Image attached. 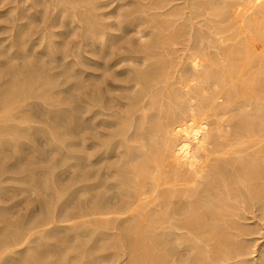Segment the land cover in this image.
<instances>
[{
	"label": "bare ground",
	"instance_id": "1",
	"mask_svg": "<svg viewBox=\"0 0 264 264\" xmlns=\"http://www.w3.org/2000/svg\"><path fill=\"white\" fill-rule=\"evenodd\" d=\"M11 1L13 2V0ZM82 1L37 0L35 5L38 3L45 4L47 11L45 9L43 11L49 13V16L46 14L49 17L46 21V27L43 31L39 30L40 32L32 31V34L29 33L30 35L27 33V36L19 35L20 40L15 36L18 40L17 47L16 49L14 47L10 49L9 46L13 43L11 42L8 45L9 49L11 51L14 49V52L16 50L18 53L22 51L20 53L26 55L27 53L25 54L23 51L33 49L36 45L28 42L31 35L34 36V33H38V37H41L42 40L45 33H50L49 28H56L58 24L72 26L73 18L76 19V17L82 16L84 12L88 13L83 11V8L81 10L80 6L82 7L81 4H84ZM143 1L147 3L146 0ZM88 2L90 3V0ZM129 3L131 4V2ZM135 3L131 6H134ZM18 4L20 5V3ZM139 4L138 9L135 8L134 12L128 13L129 17L135 13L139 14V12L145 14V11L149 12V9L152 8L149 1L150 8L148 10L146 9L147 5L141 7L145 5L144 2L142 3L144 5H141L140 2ZM23 5L26 4L23 3ZM103 5L99 4L101 8L105 9L107 6ZM156 6L153 4V9L155 7L156 10ZM14 7L16 6L14 5ZM158 9H161V12L157 14ZM158 9L156 10L157 15L154 12L152 13L161 17L160 19L157 17L159 19L157 22L151 19L150 15V18L146 16L147 14L143 18L141 14L140 16L135 15L136 18L133 17V19L130 17V21L127 20L126 27L122 23L124 22L123 19L119 20V25L124 27L122 29L124 33L133 25L139 27L141 23L142 26L146 23V26L152 22L156 29V25L159 26L160 24L159 29H157L159 32L157 36L154 35L153 40L146 43H144V39L146 40L148 36V30L145 31V29L148 27L138 30L141 34L139 39H143L142 47H138V49L141 48L139 51L141 55L138 57L136 56L138 52H134V56L123 55L114 60V55L113 60L109 59L110 55L115 54V52L106 50L105 45L107 41L113 39L115 34H105V30H108L107 27L106 29L100 27L101 30L94 32L89 25L90 28L86 35L87 30H84L83 41L76 42L74 46L71 44L69 48L63 43L66 48L62 47L65 51L61 56V61L64 62L63 65L66 66V69L68 68L72 72V76H68L73 77V72L81 76L80 82H78V84L80 83V96L77 97L80 101V103L78 102L80 105L77 112L80 116L81 127L78 124L79 119L77 125L81 130V136H79L81 137L79 140L81 153L78 152L80 155L75 157L76 162L72 164L79 165L80 169L72 188H70L71 186L56 188L55 184L53 185L55 191H53V187L51 189L49 185L53 181L52 178L55 181L57 179L53 174L55 169L50 173L47 168L42 173L40 172L42 170L39 169V171L36 168L39 174L42 173V177L38 176L37 187H44L48 190L50 187V192L46 190V192L48 191V197L45 196V198L47 197V200L48 198L52 199L53 193H55L56 205L54 204L55 206L51 208L50 202L52 201L49 200L48 202L46 200L49 207L44 203L41 204L47 207L45 211H42L44 217L39 215V218L35 219V216L38 217L35 212L34 216L25 214L26 217L22 214L26 218L18 221L17 217V228L9 232L10 226L7 228L8 225L3 220L4 226L6 225V232L4 229V231L1 230L6 235L4 233V236L2 235L0 238V264H113L123 258L124 264H264V256L258 258L256 256L257 251H254L255 248L247 246L250 249V251H247V247L245 248L243 244L246 242L243 237L252 231L249 230L250 224H244L246 218L250 221L258 218L260 215H256L258 211L264 215V0H161ZM13 10L15 8L9 11L12 12ZM65 14L69 18L67 21L62 20ZM110 15L106 14V16ZM99 16L104 17L103 14ZM14 18L16 19L15 16ZM90 18L93 17L90 15ZM105 19L107 18L105 17ZM95 23L92 22V24ZM110 24L112 25V22ZM23 26L22 23L17 24L15 29L19 30ZM80 27L82 26H79V29ZM95 28L97 29V27ZM12 30L14 29L12 28ZM153 30L148 32L153 33ZM44 31L46 32L44 33ZM61 32L63 33V31ZM14 33L19 34L16 31ZM58 33L54 31L53 37H55L54 35L59 36L60 33ZM152 33L151 35H153ZM4 38L6 37L4 36ZM8 38L7 36L6 39ZM50 38L49 40L43 39L41 45L46 47L48 45L52 48L53 44L62 43L61 41H53L54 39ZM116 39L114 41H117ZM141 40H137L136 44L137 42L140 43ZM13 44L15 45V43ZM111 44H113V41ZM83 45L84 49L86 46L91 47L93 52L98 50L106 58L104 61V57L100 59L101 61L94 60L93 67L99 71L85 69L81 66V62L92 60V58L84 56L86 49L84 53L79 51ZM120 46H122V43ZM160 47L167 50L171 48V53L165 54L163 52L161 56H174L173 60L175 59L178 65H172L171 68L168 65L167 69L166 67L163 68V63L160 62L161 65L155 62L160 60V52L158 51L159 60L156 59L154 62L161 65V67L144 71L151 64H147L148 66H145L144 69L141 68L142 65H145L143 63H148V57L152 56ZM115 48H118V45ZM49 50L51 51V49ZM111 50L113 49L111 48ZM11 51L8 50V55L12 53V59H15V56L20 57L16 55V52L14 55ZM130 51L132 52V50ZM130 51L128 52L130 53ZM32 52H30L32 56L35 53V55H38V51ZM51 53L55 58L57 57L54 51ZM51 53L47 55L50 56ZM95 53L93 54L95 55ZM3 55L8 57L6 54ZM43 55L45 56L44 53ZM71 56L73 61H69ZM77 57L82 60L78 58L81 61H78L79 64L76 61ZM30 58L27 59L30 60ZM155 58L152 56V60ZM97 59L99 60V57ZM127 59H138L143 63H140L142 64L140 67L135 66L139 62L135 63L134 67L131 64V67H128L127 64V66L125 64L120 65V62H126ZM3 61L5 60L3 59ZM32 61L34 63V58ZM148 61L150 60L148 59ZM171 62L172 60L169 64ZM155 63L152 65L156 66ZM76 64L79 66L76 67ZM119 66H122V68L125 66L128 69L121 68L120 71L118 70ZM33 67L31 66L30 73ZM15 69H18V67ZM60 69L58 70L59 73ZM66 69L61 70L65 72ZM50 70L52 69L50 68ZM17 71L19 72V69ZM101 71L103 72L100 73ZM13 72L16 73V70ZM53 73L55 74V72H52V75ZM29 75L31 76L32 73ZM49 75L51 74L49 73ZM34 78L35 76L32 79L28 78L27 81L30 79L36 81L37 78ZM57 78H55V81ZM128 78L130 81L127 80ZM125 79L127 83L129 82L128 84L123 83ZM74 83L76 84V82ZM73 84L72 88L76 86ZM28 85L25 86L26 90L24 89L23 93L21 92L22 94H19V87L22 85H18L17 89L19 90L14 87L9 90L10 86V88L7 87L8 90H5L0 86L3 90L0 91V113H4V115L2 114L4 122L16 121L19 117H16L14 113V106L21 104L27 98L29 94V92H26L29 88ZM62 99L63 97L60 98V100ZM123 100H126V102ZM67 101L66 104H68ZM74 102L76 103L75 100ZM74 114L72 115L76 118V113ZM32 116L33 113L31 116H22L21 123L16 124L17 126L8 125L7 123L4 125V122H2L0 127L2 126L6 133L15 128L22 132L25 131L23 129H28L31 132L32 127L28 128L29 126L24 125V123ZM58 116L60 115L57 114ZM34 118L32 117V119ZM68 118L69 116H66L65 119L68 120ZM54 119H56L55 115ZM58 119H56V122ZM43 120H46V118ZM62 120L60 119V122ZM62 123H57L58 125H54L53 128L56 130L63 127L62 125L65 124ZM72 124H75V122H71V126ZM71 126L69 125V127ZM72 127L76 129V125ZM33 129L39 130V128ZM60 129L58 133L63 132L59 135H67L71 131L69 128L70 131L67 128ZM103 129H106V131ZM30 132L28 131L25 134L32 135ZM71 133L73 132L71 131ZM42 134L45 135L43 132ZM54 135L56 136V134L52 136ZM54 137L52 138L54 139ZM62 138L64 139V137ZM3 139L0 142H4ZM55 140L57 141L56 138ZM8 141L6 142L8 143ZM16 148L18 149V145ZM57 148L60 149V146H57ZM60 150L62 153L64 149L61 148ZM67 158V156H62L59 160L67 162ZM24 160H22V165L27 163ZM8 165L7 168L5 165L3 166L5 169L0 166L3 168L0 171L2 185L4 181H14L17 184L26 182L30 185L36 181L37 175H39L36 170L32 171V168L28 170L31 163L27 165L28 167H21L23 169L19 171H16L19 168L14 167L15 165ZM41 169L44 170V168ZM60 180L58 179V183ZM11 184L17 185L15 183ZM7 186L9 187V185ZM33 186L35 185L28 186V188L32 189ZM6 188H0V194ZM25 190L20 191L25 192ZM66 192L69 196L75 194L79 196L77 204L73 205L74 207L70 203V199L63 200V195H66ZM32 193H30L31 196ZM26 198H29L27 194ZM13 201L15 199L10 202ZM10 205H12L13 210L18 202ZM72 207L76 209L75 212H72V209L70 210ZM3 210L5 208H2L1 211ZM15 213L13 214L15 215ZM248 213L252 216H247ZM14 215L13 217H15ZM243 215H246L243 225L238 224L241 223L240 217ZM263 215L261 216L264 219ZM9 218L6 219L9 220ZM72 219H79V221L70 223ZM237 219H240V222H236ZM10 222L13 221L10 220ZM60 229L64 230L60 232ZM253 231L256 232L255 229ZM253 231L252 233H254ZM53 233H56V235ZM67 240H72L74 243L70 247L74 245L71 249L74 253L77 251L75 254L70 255V252L67 253L68 250L64 247L65 244L61 245L62 248L59 245ZM262 252H264V248Z\"/></svg>",
	"mask_w": 264,
	"mask_h": 264
},
{
	"label": "rangeland",
	"instance_id": "2",
	"mask_svg": "<svg viewBox=\"0 0 264 264\" xmlns=\"http://www.w3.org/2000/svg\"><path fill=\"white\" fill-rule=\"evenodd\" d=\"M11 0H0V45H1V47H0V51L2 52V51H7V52H0V86L2 87V89H5V90H8L7 89V87H9L10 89L9 90H11V89H13L12 87H14V85H16V82H17V85H16V87H14L16 90H19V89H17L18 88V85L19 86H21V87H19L20 88V90L21 89H23V90H19V94L22 92V91H24V89L26 90V87L25 86H27L28 84V89H27V91L26 92H29V94H28V96H27V98L26 99H24V101L21 103V104H16L14 107H15V110H14V113H15V115H16V117L17 116H19V117H17V120L15 121H9L8 123L7 122H4L3 120V118H4V113L2 112V113H0V125H1V123L2 122H4L3 124L5 125V123H7L8 125H12V126H17L19 123H21L20 122V120L23 118L22 116H27V115H29V116H31L32 115V113H33V118H34V116H35V118L34 119H32V117L30 118V119H28V121L26 122V123H24V125H26V126H29L28 128H31L32 127V131L30 132V130H26V129H23V130H25L26 132H30V134H32L33 135V137H32V135H29V134H25L26 132L24 131V132H22V131H19L17 128H15V129H13V130H11V132H5L3 129H2V126L0 127V141L3 139V138H6V139H3L4 140V142L2 143V142H0V166L1 167H3L4 165H5V167L7 168V167H9V165L8 164H12V165H15L14 167H18L19 169L18 170H16V171H19V170H21V169H23V168H25V166H27V165H29V163H31V165H29V167H28V170L29 169H31L32 168V171H35L36 170V168L39 170H42V171H40V172H44L47 168V171L48 172H53V170H54V172H53V174L55 175V177L57 178H55L56 179V181L52 178V180L55 182L54 184H53V181H52V185L50 184L49 186H51V189H52V187H53V191H55V186H53V185H55L56 184V188L57 187H68V186H71L70 188H72V184L76 181V176H77V174H78V172H79V169H80V167H79V165H72L74 162H76L74 159H75V157H77V156H79L80 154L78 153V152H80L81 153V150H79L80 149V142H79V140H80V138L81 137H79V136H81V130H80V128L79 127H81L80 126V116H79V114H78V112H77V108H78V106L80 105L79 103H80V101H79V98L77 99V97H79L80 96V93H79V88H80V83L78 84V82H80V78H81V76L79 75V74H77V73H74L73 72V77H69L68 75H71L72 74V72L68 69V72H67V69H66V66L65 65H63V63L64 62H62L61 61V56L63 55V53H64V47H65V45H66V47H68L69 48V46L72 44V46H74V44H76V42L78 43V42H81V41H83V39L82 38H84V36H83V34H84V30L86 31L85 32V35H86V33L88 32V29L90 28V26H91V30H94V32H96V31H98L99 29L101 30V28L100 27H103L104 29H106V27L108 28V30H105L106 32H104L105 34H115L114 35V37H113V39H111V40H109V41H113V44H111V42H109V41H107V43H106V45H105V49L106 50H108V51H110V52H115V54H111L110 55V57H109V59H112L113 60V58H114V55H115V59L114 60H116V59H118V57H120V56H123V55H125V56H129V55H131V56H134L135 55V53L136 52H138V53H136V56L138 57L139 55H141V53L139 52L140 50H141V48L140 49H138V47L140 46V47H142L141 46V44H142V40L141 39H139V37L141 38V34L138 32V30L139 29H141V28H143V27H148L147 29H145V28H143V29H145V31H152L153 29H155V25H153L152 24V22L148 25H146L145 26V24L146 23H144V26H142L143 24L141 23V25L138 27V25H133V26H130L129 28H128V30H126L125 31V33L123 32V28L124 27H126L127 26V20H129L130 21V17H131V19H133V17L134 18H136V16L135 15H139L140 16V14L142 15L141 17L143 18L144 17V15H146V16H148L149 18H150V16H151V19H153L154 21H156L157 22V20L159 21V19L161 18L160 16H156L158 13H160L161 12V9H158V4L159 3H161V0H159V1H156V0H146V2L147 3H145V1H143V0H134L133 2L131 1V0H129V2H131V4H133V3H135L134 4V6L132 5L131 6V4H130V6H129V4L127 3V1L126 0H93V1H91L90 0V3L88 2L89 0H81L82 1V3H84V4H81L82 5V7L80 6V8H81V10H82V8H83V11H86V12H88L87 14L84 12V14L82 15V16H79V17H76V19L75 18H73V22H72V26L71 25H61V24H58L57 26H56V28L55 27H52V29L51 28H49V30H50V33L48 34H46L45 32L46 31H44V33H45V37L43 38L44 40H46V39H48L49 40V38L51 37H53V32L55 31L56 33H58V31H60L58 34H59V36L57 35H54L55 37H53L52 38V40L53 41H61L62 43H56V45H52L51 47L52 48H50L48 45H47V47L45 46V45H41V43H42V40H41V37H38V33H34V36L33 35H31V37L29 36L30 34H32V31L33 32H37V31H39V30H41V31H43L44 30V28L46 27V21L48 20V18L49 17H47V15L49 16V13L47 14V8L45 7V4H43V5H41L42 3H38V4H36L35 5V2L37 3V0H13V2L11 1ZM14 1H19L18 3H20V5L17 3V2H14ZM25 1V2H24ZM31 3H30V2ZM106 3H105V2ZM144 2V4H142L143 2ZM148 1H149V4L152 6V8H150V5L148 4ZM151 1V2H150ZM94 2H95V4H94ZM98 2V3H97ZM101 2V3H100ZM139 2L141 3V5H144V6H141V7H145L146 5V9L148 10V8H150L149 9V12H147V11H145L146 13L144 14L143 12H139V14L138 13H135V14H133V16H131L130 15V17H129V12H134L135 11V8H139L140 6V4H139ZM155 2H157L156 3V5H155ZM181 2V1H180ZM26 4V5H23L22 6V4ZM29 3V4H28ZM87 3V4H86ZM89 3V4H88ZM92 3V4H91ZM105 3V4H104ZM138 3V4H137ZM154 4V6H156V10L158 9L159 10V12H158V10H157V14H156V10H155V7H154V9H153V4ZM86 4V5H85ZM98 4V5H97ZM99 4L100 5H105V6H107L105 9L102 7H100L99 6ZM127 4V5H126ZM137 4V5H136ZM14 5L16 6V7H14ZM32 5V6H31ZM34 5H35V7H34ZM85 5V6H84ZM90 7H89V6ZM103 5V6H104ZM121 5V6H120ZM124 5V6H123ZM149 5V6H148ZM9 6H11V7H9ZM21 6V7H20ZM33 7V8H31L30 9V7ZM42 6V7H41ZM43 6H44V8H43ZM47 6V5H46ZM12 7H14L15 8V10H13L12 12H10L12 9H14V8H12ZM26 7V8H25ZM28 7V8H27ZM38 7V8H37ZM11 8V9H10ZM17 8V9H16ZM25 8V9H24ZM41 8H43V9H41ZM46 8V9H45ZM89 9V10H87V9ZM91 8V9H90ZM101 8V9H100ZM129 8V9H128ZM134 8V9H133ZM137 8V9H138ZM30 11H29V10ZM34 9V10H33ZM46 10V11H43V10ZM98 9V10H97ZM154 11H153V10ZM10 10V11H9ZM18 10V11H17ZM22 10H24V11H22ZM103 10H104V12H103ZM145 10V9H144ZM89 11H91V12H89ZM96 11V12H95ZM121 11V12H120ZM10 12V14H8ZM14 12V13H13ZM25 12V13H24ZM31 12V13H30ZM36 12H38V14H36ZM44 12H46V13H44ZM93 12V13H92ZM155 13L154 15L152 14V13ZM26 13H27V15H26ZM90 13V14H89ZM98 13V14H97ZM103 14L104 15V17L102 16V17H98V15H101V14ZM108 14V15H112V13H113V17L111 16V18H110V16H106V14ZM110 13V14H109ZM125 13V14H124ZM18 14H20V15H18ZM45 14V15H44ZM47 14V15H46ZM66 14H68V13H66ZM64 15L63 16V18H62V20H64V21H67L69 18H68V16L67 15ZM13 15V16H12ZM21 15H24L23 17L21 16ZM31 15V16H30ZM33 15H34V17H33ZM43 15V16H42ZM86 15H87V17H86ZM90 15H91V17H93V18H90ZM150 15V16H149ZM160 15V14H159ZM9 16V17H8ZM14 16L16 17V19L19 21H17L15 18H14ZM19 16V17H18ZM50 16H51V14H50ZM89 16V17H88ZM125 16H127V17H125ZM12 17V18H11ZM98 17V18H97ZM105 17L107 18V19H105ZM122 17H124V18H122ZM153 17V18H152ZM159 19H158V18ZM20 18H21V21H20ZM31 18H33V19H31ZM47 18V19H46ZM65 18V19H64ZM67 18V19H66ZM14 19H15V23H14ZM24 19V20H23ZM80 19H82V20H80ZM86 19V20H85ZM88 19H89V21H88ZM106 21H104V20ZM120 19H123V21L124 22H122L123 24H124V27H123V25H119V20ZM22 20H23V22H22ZM76 20V21H75ZM92 20V21H91ZM99 20V21H98ZM104 21V22H101V21ZM18 23H17V22ZM84 21V22H83ZM97 21L99 22V25H98V23H97ZM112 22V25L110 24L111 22ZM13 22V23H12ZM43 22V23H42ZM82 22V23H81ZM92 22H96L95 24H92ZM20 23H22V24H24V26L22 27V28H20L19 30H17V29H15V26L17 25V24H20ZM45 23V24H44ZM84 23V24H83ZM86 23H87V26H86ZM105 23H107V24H105ZM114 23V24H113ZM8 24V25H7ZM13 24H15V25H13ZM31 24V25H30ZM74 24V25H73ZM79 24V26H82V27H84V28H82V27H80V29H79V26H77ZM101 24V25H100ZM102 24H105V25H102ZM118 24V25H117ZM157 24V23H156ZM77 27H76V26ZM90 25V26H89ZM109 25H111L110 27H109ZM115 25V27H113L112 28V26H114ZM3 26V27H2ZM12 26H14V27H12ZM35 26V27H34ZM74 26V27H73ZM121 26H122V28H121ZM150 26H152V27H154V28H151ZM157 26V28L155 29V30H153L154 32L152 33V32H148L147 31V37H146V40L144 39V43H146V42H149V41H151V40H153V36L155 35V36H157V33H159L158 32V30L157 29H159L158 27H160V24H159V26H158V24L156 25ZM7 27V28H6ZM38 27V28H37ZM65 29H63V28ZM72 27V28H71ZM95 27H97V29L95 28ZM135 27V28H134ZM12 28L14 29V30H12ZM29 28H30V30H29ZM37 30H36V29ZM55 28V29H54ZM68 28V29H67ZM77 30H75V29ZM131 28V29H130ZM149 28H150V30H149ZM7 29H8V31H7ZM54 29V30H53ZM71 29V30H70ZM114 29V30H113ZM135 29V30H134ZM6 30V31H5ZM12 30V31H11ZM28 30H29V32H28ZM83 30V31H82ZM90 30V31H91ZM134 30V31H133ZM137 30V31H136ZM18 32L19 34H15L14 32ZM61 31H63V33L61 32ZM102 31H104L103 29H102ZM107 31H108V33H107ZM110 31H112V32H110ZM116 31V32H115ZM120 31H121V33H122V35H121V33H120ZM131 31V32H130ZM22 32H23V34H22ZM40 32V31H39ZM72 32H74V33H72ZM110 32V33H109ZM113 32H115V33H113ZM156 32V33H155ZM8 33V34H7ZM11 33H13V34H11ZM27 33L29 34L28 35V37H30L31 39L28 41L29 42V44H31V43H33L34 45H35V47L32 49V48H30V50L29 49H27L26 51L24 50L23 52L26 54V55H24L23 53H20V52H22V51H19V53L21 54H19L18 53V51L16 52V50H15V52L17 53L16 55H19L20 57H17V56H15L14 57V55H15V52H14V49L11 51L10 49H11V47L13 48H15L16 49V44H17V42H18V40H20V38L18 37L19 35L20 36H24V35H26L27 36ZM43 33V34H44ZM68 35H67V34ZM90 33V32H89ZM120 33V34H119ZM140 34V35H138V34ZM150 33V34H149ZM151 33L153 34V35H151ZM3 34V35H2ZM22 34V35H21ZM38 34V35H37ZM43 34H41V35H43ZM62 34V35H61ZM69 34H70V36H69ZM73 34V35H72ZM76 34V35H75ZM121 36H119V35ZM125 34H126V36H125ZM51 35V36H50ZM65 35V36H64ZM81 37H80V36ZM125 36V38H124V36ZM128 35V36H127ZM3 36V37H2ZM4 36L7 38V36L9 37L8 39H6V38H4ZM18 37V40H17V38L16 37ZM49 36V37H48ZM69 36V37H68ZM150 36V37H149ZM37 37V38H36ZM75 37V38H74ZM118 37H120L119 39H118ZM2 38V39H1ZM16 38V39H15ZM50 38V39H51ZM117 40V41H114L115 39ZM149 38H150V40H149ZM6 39V40H5ZM11 39V40H10ZM29 39V38H28ZM35 41H34V40ZM58 39V40H57ZM156 39V38H155ZM13 40V41H12ZM47 40V41H48ZM119 40V41H118ZM130 40H132L131 42H128V41H130ZM137 40H141V42L140 43H138L137 42V44H136V41ZM3 41V42H2ZM5 41V42H4ZM34 41V42H33ZM39 41H41V42H39ZM70 41V42H69ZM74 41V42H73ZM135 41V42H134ZM11 42H13V43H15V45L13 44V43H11ZM109 42V43H108ZM126 42V43H125ZM133 42H134V44H133ZM5 43V44H4ZM12 44V45H10L9 47H10V49H9V47H8V45L9 44ZM65 45H64V44ZM114 43H115V45H114ZM121 43H122V46H120L121 45ZM132 45H131V44ZM7 44V45H6ZM28 44V43H27ZM108 44H109V46H108ZM40 45V46H39ZM61 47H59V46ZM112 45V46H111ZM116 45H118V48H115L116 47ZM160 45V44H159ZM45 46V47H44ZM55 46V47H54ZM57 46H58V48H57ZM110 46H111V48L113 49V50H111V48H110ZM120 46V47H119ZM123 46H125V48H127V49H125V48H123ZM128 46H130L131 47V49H130V47L128 48ZM135 46V47H134ZM137 46V47H136ZM39 47V48H38ZM43 47V48H42ZM49 47V48H48ZM63 47V48H62ZM65 47V48H66ZM71 47V46H70ZM108 47H109V49H108ZM8 48V49H7ZM46 48H48V49H46ZM83 48V49H82ZM82 48H80L79 49V51L80 52H83L84 53V51H85V49H86V51H85V53H84V56H86V57H88V58H92V60H90V61H86V62H84V64H82L83 62H81L82 60H81V58L80 57H77L76 58V61L78 62L79 61V59L78 58H80V60L81 61H79V62H81V66H83L85 69H89V70H95L96 68H94L93 67V64H94V60L96 59V61H101L100 59H102L103 57H104V55H102L101 53H99L98 52V50H96L95 52H93L92 51V48L91 47H86L85 46V49H84V45H83V47ZM115 48V49H114ZM123 48V49H122ZM178 48H181V47H178ZM4 49V50H3ZM49 49H51V51L49 50ZM53 49V50H52ZM55 49V50H54ZM60 49V50H59ZM132 50V52L130 51V50ZM134 49V50H133ZM136 49V50H135ZM160 49V50H159ZM159 49H157L156 50V52L152 55L153 56V58H155V59H153L152 60V56H150V57H148V59L150 60V61H148V59H147V62L148 63H143V61H141V60H138V59H134V60H131V59H127L128 61H126V62H120V65H128V67L130 66L131 67V65L134 67V65H135V63H137V62H139V63H137L135 66H137V67H140L142 64H140L141 62L143 63V64H145V65H142V67L141 68H144L145 69V66L147 67L149 64H151V66L149 65V68L147 67V69L146 70H144V71H149L150 69H155V68H158L159 66L161 67V63H163V68H165L166 67V69L170 66V68L172 67V65H174L175 66V64H176V66L178 65V63H176L175 62V59L173 60V57L172 56H169V57H167L168 55H163V56H161L162 54H163V52L166 54V53H171L172 51H171V48H170V50L168 49H163V48H159ZM163 49V51H161ZM8 50H9V52L11 51V52H13V57L15 58V59H12V53H10L9 55H8ZM28 50H29V52H28ZM33 52H32V51ZM56 50H58V51H56ZM81 50H83V51H81ZM119 50V51H118ZM165 50V51H164ZM35 51H38V55H33L32 56V54H30V52H32V53H34ZM55 52V54H56V58H55V56L51 53V52ZM90 51H92L91 53H90ZM128 51H130V53L128 52ZM160 52V56H159V52ZM45 54V56L43 55V53ZM88 52V53H87ZM126 52V53H125ZM135 52V53H134ZM162 52V53H161ZM48 53H51L50 54V56H48L49 54ZM93 53H95V55H96V57H95V55L93 54ZM97 53H98V57H99V60L97 59L98 57H97ZM119 53V54H118ZM125 53V54H124ZM128 53V54H127ZM3 54H6L8 57H5ZM28 54H29V56H28ZM48 54V55H47ZM133 54V55H132ZM1 55H3V56H1ZM11 55V56H10ZM40 55V56H39ZM102 55V56H101ZM154 55H155V57H154ZM22 56V57H21ZM31 57L30 58V60L29 59H27L28 57ZM158 56H159V59H158ZM1 57H3L2 58V60H1ZM6 59H5V58ZM11 57V58H10ZM23 57H24V59H23ZM74 57V56H73ZM101 57V58H100ZM164 59H163V58ZM172 57V62L169 64V62L171 61V60H169L170 58ZM17 58V59H16ZM27 59V61H26V59ZM33 58H34V63H33ZM36 58H38L37 59V61L39 62H37L36 61ZM44 58V59H43ZM59 58V59H58ZM3 59L5 60V61H3ZM32 59V60H31ZM53 59V60H52ZM56 59V60H55ZM104 59H106L105 57L103 58V61H104ZM156 59H158L159 60V62L158 61H155ZM16 61V63H15V61ZM59 60V61H58ZM73 61V58H72V56L69 58V61ZM163 60V61H162ZM53 61H55L54 63H53ZM102 61V62H103ZM131 61V62H130ZM134 61V62H133ZM157 62V63H160L161 65H157V63H155V62ZM26 64H25V63ZM43 62V63H42ZM79 62H78V64H79ZM92 62V63H91ZM134 64H133V63ZM150 62V63H149ZM13 63V64H12ZM32 63H33V65H32ZM40 63H42V64H40ZM62 65H61V64ZM90 63V64H89ZM153 63H155V65L156 66H154V65H152ZM174 63V64H173ZM36 64H38V65H36ZM46 64V65H45ZM53 64V65H52ZM56 64H58V65H56ZM60 64V65H59ZM78 64H76V67L77 66H79ZM85 64H87V65H85ZM131 64V65H130ZM148 64V65H147ZM89 65V67H87ZM126 65V66H127ZM139 65V66H138ZM169 65V66H168ZM11 66V67H10ZM14 66H15V68H17L18 67V69H19V72L17 71L18 69H15L14 68ZM31 66L33 67V66H35V67H33V70H32V75L31 76H35V78L34 79H36V81L34 82L33 80L31 81V79L34 77H31L29 74H31L30 72H29V70H31L32 68H31ZM58 66V67H57ZM62 66V67H61ZM122 66H119V68H118V70H122V69H128L127 67H125L124 66V68H122ZM173 66V67H174ZM38 67V68H37ZM55 67V68H54ZM66 69L65 70V72L64 71H62L64 68ZM136 67V68H137ZM31 68V69H30ZM36 68V69H35ZM50 68L53 70H50ZM58 68V69H57ZM59 68H61L60 69V73H59ZM122 68V69H121ZM36 70V72H35V70ZM38 69V70H37ZM140 69V68H139ZM7 70V71H6ZM14 70H16V73H14L13 71ZM21 70V71H20ZM24 70V71H23ZM58 72V74H57V72ZM97 70V69H96ZM95 70V71H96ZM117 69H116V71H118ZM35 73H34V72ZM39 71V72H38ZM41 71H43V72H41ZM71 73H70V72ZM97 71H99V70H97ZM151 71V70H150ZM27 72V73H26ZM52 72H55V74L53 73V75H52ZM62 72V73H61ZM103 71H101L100 73H102ZM19 73H20V75H19ZM24 73V74H23ZM42 73V74H41ZM45 73V74H44ZM49 73L52 75H49ZM63 73H64V75H63ZM67 74V77H66V74ZM124 73H126V72H124ZM2 74V75H1ZM29 75L27 78H26V76L27 75ZM46 74H48V75H46ZM57 74V75H56ZM74 74H76V75H74ZM5 76V77H4ZM20 76V77H19ZM23 77V79H22V77ZM37 76V77H36ZM55 76V77H54ZM72 76V75H71ZM7 77V78H6ZM16 77V78H15ZM40 77V78H39ZM52 77H53V79H52ZM58 77V78H57ZM124 77V76H123ZM122 77V78H123ZM127 77V76H126ZM28 78H31L30 80H28L27 81V79ZM55 78H57L56 79V81H55ZM67 78V79H66ZM78 78V79H77ZM25 79H26V81H25ZM59 79V80H58ZM124 79V78H123ZM19 80V81H18ZM128 81H130V79L128 78L127 79ZM25 81V82H24ZM30 81V82H29ZM3 82V83H2ZM8 83L7 84V86H6V83ZM15 82V84H13ZM24 82V83H23ZM27 82V83H26ZM29 82V83H28ZM55 82V83H54ZM74 82H76V84L74 83ZM124 82H126L127 83V81H126V79H125V81H123V83ZM23 83V84H22ZM25 83H26V85H25ZM74 83V84H73ZM129 83V82H128ZM127 83V84H128ZM72 84L73 85H76L75 87L73 86V88H72ZM3 85H4V87H3ZM77 88H78V90H77ZM4 90V91H5ZM0 91H3V90H1V88H0ZM81 92V91H80ZM23 93V92H22ZM21 93V94H22ZM63 97V101L65 102H63L62 100H60V98H62ZM70 97V98H69ZM66 100H68L67 101V103L69 104H66ZM70 100V101H69ZM74 100L76 101V103L74 102ZM78 100V101H77ZM62 101V102H61ZM123 101H125L126 102V100H123ZM128 101V100H127ZM61 102V103H60ZM79 102V103H78ZM75 106V108H73ZM77 106V107H76ZM66 108V109H65ZM63 109V110H62ZM75 110V112H74V110ZM68 110H69V112H68ZM61 111V112H60ZM62 111H64V112H62ZM35 112V113H34ZM71 112H72V114H74V113H76V118H75V114L74 115H72L71 114ZM37 113V114H36ZM61 113V114H60ZM68 113H70V115H68ZM3 114V115H2ZM46 114V115H45ZM48 114V115H47ZM57 114L58 115H60V116H58L57 117ZM78 114V115H77ZM2 115V116H1ZM43 115V116H42ZM54 115L56 116V119H58L57 120V122H56V119H54ZM72 115V116H71ZM37 116H38V118H37ZM47 116V117H46ZM62 116H63V118H62ZM65 116V117H64ZM66 116L68 117L69 116V118H68V120L67 119H65L66 118ZM46 118V120H43V119H45ZM49 117V118H48ZM71 117H72V119H71ZM48 118V119H47ZM19 119V120H18ZM36 119V120H35ZM38 119H39V122H38ZM40 119H41V121H40ZM60 119L62 120L61 122H63L65 125H62L63 127H60V128H67V130H71L73 133H71V131H70V133H68L67 135H62V137H64V139L61 137V135H59L60 133H62L61 131L58 133V131L59 130H61L60 128L59 129H54L53 128V126L55 125V126H57L59 123H61L60 122ZM71 119V120H70ZM79 119V121H78V124H79V127H78V125H77V120ZM48 120V121H47ZM54 120V121H53ZM67 120V121H66ZM18 121V122H17ZM70 121V122H69ZM68 124H67V123ZM71 122H75V124H72V126L74 125H76V129H73V127L71 126ZM12 123V124H11ZM56 123V124H55ZM58 123V124H57ZM62 123V124H63ZM2 124V125H3ZM15 124V125H14ZM17 124V125H16ZM68 125V126H67ZM69 125L71 126V127H69ZM54 126V127H55ZM65 126V127H64ZM67 126V127H66ZM33 128H39V133H37L38 131L36 130V129H33ZM51 128H52V130H51ZM69 128V129H68ZM72 128V129H71ZM54 129V130H53ZM107 129V128H106ZM106 129L104 130V131H106ZM35 130V131H34ZM40 130H41V132H40ZM102 130V129H101ZM37 131V132H36ZM57 131V132H56ZM42 132L43 133H45V135H43L42 134ZM64 132H65V129H64ZM4 133V134H3ZM34 133H35V135H34ZM56 134V136L54 137V136H52L53 134ZM57 133H58V135H57ZM77 133V134H76ZM80 134V135H79ZM25 137H24V136ZM26 135H28L27 137H26ZM70 135H71V137H70ZM77 135V136H76ZM1 136H2V139H1ZM6 136V137H5ZM31 136V138H29ZM58 136V137H57ZM68 138H66V137ZM52 137H54V139L52 138ZM61 137V138H60ZM52 138V140H50ZM55 138L57 139V141L55 140ZM71 138V139H70ZM62 139V140H61ZM67 139V140H66ZM9 140V141H8ZM31 140V141H30ZM59 140V141H58ZM6 141H8V143L6 142ZM6 142V143H5ZM57 143V144H55V143ZM59 142V143H58ZM15 145H14V144ZM16 143H18V144H16ZM61 143V144H60ZM73 145V144H75V145H71V144ZM66 144V145H65ZM9 145V146H8ZM17 145H18V149L16 148L17 147ZM21 145V146H20ZM2 146H4L3 148H2ZM7 146H8V148H7ZM14 146H16L15 148H14ZM57 146L59 147L60 146V149L62 148V153H61V150L60 149H58L57 148ZM62 146V147H61ZM54 148H56V149H58L57 151L54 149ZM65 148H66V150H65ZM72 148V149H71ZM75 149V150H74ZM36 151V152H35ZM56 152V153H55ZM70 152L71 153V155H70V153H69V155H67L68 153ZM78 153V154H77ZM61 154H64V155H61ZM65 154H66V156L68 157L67 158V162H61L59 159L63 156V157H66L65 156ZM27 157V158H24V157ZM9 157V158H8ZM70 157V158H69ZM24 159H26V160H24ZM27 159H28V161H27ZM54 159V160H53ZM63 159V158H62ZM70 159V160H69ZM5 160V161H4ZM22 160H24L25 162H27V163H25L24 165H22L23 164V161ZM31 160V161H30ZM49 160V161H48ZM10 161V162H9ZM60 162V163H58V162ZM49 162H50V164H49ZM7 165H6V164ZM19 163H21V164H19ZM42 163V164H41ZM2 164H4V165H2ZM27 164V165H26ZM58 166H56V165ZM59 164V165H58ZM68 164H70V165H68ZM47 165V166H46ZM55 165V166H54ZM0 167V171H2L3 170V168L5 169V167H3V168H1ZM21 167H23V168H21ZM26 167V168H27ZM55 167V168H54ZM56 167H57V169H56ZM74 167V168H73ZM41 168H44V170L43 169H41ZM67 168V169H66ZM52 170V171H50V170ZM60 169V170H59ZM57 170V171H56ZM36 172H38L37 170H36ZM1 173V172H0ZM42 173H40L39 174V172H38V174L39 175H37V179H36V181H34V182H32V181H29V182H32L35 186H33V188L32 189H30V188H28V186H32L33 184L31 183L30 185H28L26 182V184L24 183V182H22V184H20L19 182V184H20V186H18L19 184H17V182H12V181H9V182H11V183H15V184H17V185H14V184H11V183H9V182H7V181H4L3 182V185H2V181H0V186H3V187H0V188H4V187H7L8 188V190H7V188L5 189V190H2L1 192V194H0V206H1V208H0V213H1V215H0V217H1V219H0V232H2V230L4 229L5 230V232H6V225H8L7 226V228L9 227V230H8V232L11 230H14V229H16L17 227V222L19 221V220H22V219H25L27 216L26 215H33L34 216V212H35V214L36 215H38V217H36L35 216V219L36 218H39V215H41L42 216V211H45V209L47 208L46 206H48V202H49V200L50 201H52V202H50V204L52 205H50L51 206V208L52 207H54L55 205H56V194L55 193H53L54 194V196L52 197V199H50V198H48V200H47V192L49 191L50 192V187H49V190L48 189H46V188H44V187H37L38 186V184H37V181L39 180L38 179V176L39 177H42ZM61 173H62V175H61ZM41 175V176H40ZM35 178H36V176H35ZM50 179H51V177H50ZM58 179L60 180L59 181V183H58ZM6 185H5V184ZM7 183H9V184H7ZM58 183V184H57ZM62 183V184H61ZM24 184V186H22ZM37 184V185H36ZM7 185H9V187L7 186ZM13 185V186H12ZM28 185V186H27ZM62 185V186H61ZM18 188H16V187ZM27 186V188H25ZM16 191V194H15V191L12 189V188ZM25 190V189H27L28 190V192H27V190H25V192H23V191H20V190ZM33 189H35V190H33ZM38 189V190H37ZM43 189V190H42ZM7 190V191H6ZM31 190H32V192H34V193H32L31 192ZM37 190V191H36ZM46 190H48L47 192H46ZM38 191H39V193H38ZM42 191V192H41ZM52 191V190H51ZM4 192V193H3ZM6 192V193H5ZM9 192V193H8ZM27 192V193H26ZM13 193V194H12ZM20 193V194H19ZM24 193H26L27 195H28V197L29 198H26V194H24ZM30 193H32V196H31V194ZM67 193L68 192H66V195H67ZM7 194V195H6ZM21 194H22V197H21ZM43 194H45V195H43ZM14 197H13V196ZM23 195H24V197H23ZM37 195H40L39 197L37 196ZM63 195L64 197H63V200L64 201H67V200H69L70 199V203L72 204V206L74 205H76L77 204V200H78V195L77 194H75L74 196L73 195ZM16 196V197H15ZM44 196V198H45V196H47L45 199L44 198H42ZM66 196V197H65ZM13 197V198H12ZM12 198V199H11ZM37 198V199H36ZM65 198V199H64ZM15 199V201H13V202H10V201H12V200H14ZM44 199V200H43ZM54 199V200H53ZM72 199H73V201H72ZM25 200H27V201H25ZM29 200H32V201H29ZM41 200V201H40ZM48 202H47V201ZM29 201V202H28ZM45 201V202H44ZM14 202H18V205L15 207V209H13L12 210V205H10L11 203H14ZM39 202V203H38ZM40 202H42V203H40ZM46 202H47V204H46ZM4 203V204H3ZM21 203H22V205H21ZM30 203V204H29ZM44 203V205H46V206H42L41 204H43ZM69 203V204H70ZM76 203V204H75ZM23 204H25V205H23ZM36 204V205H35ZM55 204V205H54ZM70 204V205H71ZM73 206V207H74ZM9 207V208H8ZM25 207V208H24ZM44 207V208H43ZM49 207V206H48ZM73 207L72 208H70V210L72 211V212H75L76 211V209L74 208L73 209ZM2 208H5V210H3V211H1L2 210ZM20 208V209H19ZM31 209H33V210H31ZM9 210H10V212H9ZM19 210V211H18ZM69 210V211H70ZM5 211H7L8 213H6ZM12 211H14L13 213H15V211H16V213H15V215L12 213V214H10ZM24 212H26V213H24ZM37 212V213H36ZM41 213V214H40ZM17 214H19V215H17ZM21 214V215H20ZM22 214H26L25 216L24 215H22ZM259 215V217L258 218H256V219H252V221H250V220H248L247 218H246V220H247V222H246V220L243 222V220H244V218H245V216L247 215V216H249L250 215V213H248V214H246V215H243L242 217H240V219H237L236 220V222H240L241 221V223H238V224H241V225H243V223L245 224V225H249V230L251 231H253L254 229L256 230V232L255 231H253L254 233H252V231L249 233L250 234V236H249V234L248 235H246L245 237H243V239L247 242V243H249V245H247V243L245 242V243H243L244 244V246H245V248L248 246L249 248L250 247H253V249L255 248V249H258V250H255L254 249V251H257V253H256V256H258V258L261 256V257H263L264 256V252H262L261 253V251L263 250V248L264 247H262L263 245H264V219H263V217L261 216V215H263V213H261V212H256V215ZM9 215H11V216H9ZM13 215L15 216V217H13ZM17 215V216H16ZM257 215V216H258ZM22 216H24V217H22ZM41 216H40V218H41ZM250 216H252V214L250 215ZM264 216V215H263ZM3 217H5L4 219H3ZM8 217H10L9 218V220H7L8 219ZM17 217H18V221L16 220L17 219ZM42 217H44V215L42 216ZM7 218V219H6ZM14 220H13V219ZM243 218V219H242ZM259 218H260V220H259ZM262 218V219H261ZM6 219V220H5ZM258 219V220H257ZM2 220V221H1ZM3 220H4V222L6 223V225L4 226V222H3ZM10 220H12L13 222L11 223L10 222ZM240 220V221H239ZM11 223H9V222ZM73 221V222H72ZM75 221V222H74ZM79 221V219H72L71 220V222L70 223H76V222H78ZM249 221V222H248ZM262 222V223H261ZM259 224V226H257L258 224ZM65 224V223H64ZM255 224V225H254ZM2 226V227H1ZM4 226V227H3ZM251 226V227H250ZM253 226V227H252ZM14 227V228H13ZM12 228V229H11ZM262 228V229H261ZM2 229V230H1ZM3 230V231H4ZM62 230H64V229H62ZM61 229L59 230L60 232L62 231ZM58 231V232H59ZM259 231V232H258ZM5 232H2V234H0V238L2 237V235L5 233ZM58 232H56V233H58ZM56 233H53L54 235H56ZM53 234H52V236H53ZM252 234V235H251ZM5 235H6V233H5ZM4 236V235H3ZM240 239V238H239ZM242 239V238H241ZM242 239V240H243ZM259 242H258V241ZM72 242V240H67V241H63V242H61V244H59L60 246L61 245H63V244H65L64 245V247H66L67 248V253H69L70 252V255H72V253H74L73 252V249H71L72 247H70L72 244H74L73 242ZM69 243V244H68ZM75 243H76V241H75ZM253 245H255V246H253ZM259 246V247H258ZM248 247L246 248L247 249V251H250V249H248ZM261 247H262V249H261ZM61 248H62V246H61ZM70 248V249H69ZM252 249V248H251ZM251 251H253V250H251ZM77 252V251H76ZM75 252V253H76ZM260 252V253H259ZM60 253H62V252H60ZM74 253V254H75ZM259 253V254H258ZM258 254V255H257ZM57 257H59V256H57ZM257 258V257H256ZM257 258V259H258ZM124 259V258H123ZM119 260V261H117V263H113V264H124V260ZM123 262V263H122ZM112 264V263H111Z\"/></svg>",
	"mask_w": 264,
	"mask_h": 264
}]
</instances>
